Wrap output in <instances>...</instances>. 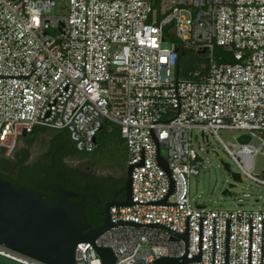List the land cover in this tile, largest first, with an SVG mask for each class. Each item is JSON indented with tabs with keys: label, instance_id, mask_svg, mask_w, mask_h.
I'll list each match as a JSON object with an SVG mask.
<instances>
[{
	"label": "built area",
	"instance_id": "2783aa9c",
	"mask_svg": "<svg viewBox=\"0 0 264 264\" xmlns=\"http://www.w3.org/2000/svg\"><path fill=\"white\" fill-rule=\"evenodd\" d=\"M181 48L205 57L197 80L178 78ZM106 122L127 143L133 204L111 208L118 227L96 247L111 248L115 264H264V201L211 210L190 191L208 168L202 154L215 152L211 138L229 174L264 189V0H0V151L11 157L24 133L43 127L67 129L79 152L92 153ZM76 263L102 259L82 243Z\"/></svg>",
	"mask_w": 264,
	"mask_h": 264
},
{
	"label": "water",
	"instance_id": "95a60500",
	"mask_svg": "<svg viewBox=\"0 0 264 264\" xmlns=\"http://www.w3.org/2000/svg\"><path fill=\"white\" fill-rule=\"evenodd\" d=\"M204 54L205 51L200 53V55ZM27 136L28 134L24 133L23 137ZM237 139L243 144L251 141L249 136H238ZM95 142L97 143V137ZM158 162L171 178L168 162L160 155V146H158ZM224 167L227 172L230 171L228 164H224ZM133 170V166L127 169L125 187L106 204L104 222L98 228H93L88 221L86 199L82 198L80 202L71 201L78 198L74 192L60 187L57 197L48 200L42 193L16 189L9 181L0 177V247L44 264H77L78 245L90 243L102 259V264H115L117 259L111 248L96 247L95 242L104 233L118 227L111 222V208L132 206ZM230 175L233 183L224 191V196H231L235 184L242 182L239 174ZM174 191L173 184L169 196ZM122 194H125L124 199L118 201V197ZM162 204L168 205V198ZM183 238L188 242V234ZM199 260L200 257L192 261L187 257L162 258L151 264H191ZM0 264L23 263L0 253Z\"/></svg>",
	"mask_w": 264,
	"mask_h": 264
},
{
	"label": "trees",
	"instance_id": "16d2710c",
	"mask_svg": "<svg viewBox=\"0 0 264 264\" xmlns=\"http://www.w3.org/2000/svg\"><path fill=\"white\" fill-rule=\"evenodd\" d=\"M197 55L191 50H180L178 78L196 79L195 73L200 69H184L188 56ZM47 135L45 152L34 163L31 149L39 136ZM19 147L8 161H0V177L9 181L16 189L38 192L53 200L60 187L78 195L72 202L86 199L88 221L93 228L103 225L106 204L125 187L128 167L127 143L122 137L118 125L106 122L97 135L96 149L92 153L79 152L72 142L67 129L51 130L36 128L27 137H22ZM79 159L86 163L71 165L69 161ZM113 172L106 176L100 174L102 169ZM122 173V174H121ZM121 175V176H120ZM124 197H119L122 201Z\"/></svg>",
	"mask_w": 264,
	"mask_h": 264
},
{
	"label": "rangeland",
	"instance_id": "374dc122",
	"mask_svg": "<svg viewBox=\"0 0 264 264\" xmlns=\"http://www.w3.org/2000/svg\"><path fill=\"white\" fill-rule=\"evenodd\" d=\"M223 49H217L216 55H221ZM206 64L205 57L192 55L188 56L185 60L184 69H202ZM194 136V146L197 150L200 149V146L203 144L202 140V131L195 130L193 133ZM222 138L225 141L232 140L233 134L227 135L225 133L221 134ZM49 138L47 135L39 136L36 144L31 149V159L29 163H34L39 160L45 152V143H47ZM210 142L212 148L215 152H212L211 155L202 154L203 160L207 163V170L201 173L198 178H194L191 181L190 191L192 199L194 200L193 204L197 206H206L211 210H227L234 211L240 209H251L257 210L260 206L254 204L257 199H260L261 202L264 201V189L255 184L252 181L243 180L240 184H235V188L231 190V196H224L223 193L226 189L229 188V185L232 184V176L225 170L222 162L230 164L227 154L220 147L216 139L211 138ZM19 147H23V144H19ZM162 154L166 156V150L163 149ZM12 159L9 156H6L3 151H0V161H8ZM261 162V161H260ZM71 165L86 163L79 159H73L69 161ZM262 162L260 163L259 168L262 169ZM126 168H128L126 166ZM110 173L113 174L111 170L102 169L100 174L104 176ZM122 174V173H121ZM121 176V175H120Z\"/></svg>",
	"mask_w": 264,
	"mask_h": 264
},
{
	"label": "flooded vegetation",
	"instance_id": "af4514ba",
	"mask_svg": "<svg viewBox=\"0 0 264 264\" xmlns=\"http://www.w3.org/2000/svg\"><path fill=\"white\" fill-rule=\"evenodd\" d=\"M124 195H125V194H122V195H121V196H119V197H124ZM119 197H118V198H119Z\"/></svg>",
	"mask_w": 264,
	"mask_h": 264
}]
</instances>
